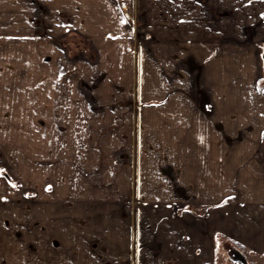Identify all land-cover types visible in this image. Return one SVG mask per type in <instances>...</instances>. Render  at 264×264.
<instances>
[{
    "label": "crops",
    "instance_id": "obj_1",
    "mask_svg": "<svg viewBox=\"0 0 264 264\" xmlns=\"http://www.w3.org/2000/svg\"><path fill=\"white\" fill-rule=\"evenodd\" d=\"M9 15L80 19L100 54L59 59L54 109L2 95L0 134L51 113L54 142L30 161L0 140V264H264V0H0Z\"/></svg>",
    "mask_w": 264,
    "mask_h": 264
},
{
    "label": "rangeland",
    "instance_id": "obj_2",
    "mask_svg": "<svg viewBox=\"0 0 264 264\" xmlns=\"http://www.w3.org/2000/svg\"><path fill=\"white\" fill-rule=\"evenodd\" d=\"M75 21L78 22H75V26L71 27L67 25L72 22V17L68 15H9V18L6 17L4 22L0 21V24L2 22L5 24V33L0 35V44H6L5 47H1L0 51V66H2L0 68V101L4 97L2 95L13 88L17 92H27V95L31 97H35L37 94L40 97V105L43 104L47 108L54 109V73L57 74V69L54 66L60 62V58H67L76 67L82 64L84 57L86 62L95 63L94 66L99 65L97 62L100 53L93 45L94 42L90 41V37L82 34V25H78L82 23V20ZM7 27H9V31H7ZM77 27L78 29H76ZM95 38L97 41L98 37ZM142 38L144 39V37ZM142 38H136V40L141 42ZM107 42L113 44L114 41ZM63 70L66 71V68L64 67ZM81 72L79 71L80 74ZM22 102L27 103L28 100H22ZM8 116L9 114L0 115V129L6 124ZM34 118L35 116L29 114L24 117L15 116L10 127H15L13 123L25 124L27 131L25 133L6 131L4 134L2 132L0 134V140L11 139V149H8L12 153L16 151L14 149L15 142L12 139L20 137V142L27 141L26 151L30 161L39 157L43 150H49L50 141L54 142V117L51 116V113H47V116L46 114L38 115L35 121ZM7 123H10L9 119ZM30 124L33 127H30ZM24 134L26 139H24ZM46 145L49 147H45ZM8 149L6 150L8 151ZM33 163H31L32 167L35 166ZM2 175L4 176V173ZM52 182L54 184V181Z\"/></svg>",
    "mask_w": 264,
    "mask_h": 264
}]
</instances>
